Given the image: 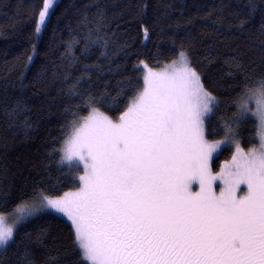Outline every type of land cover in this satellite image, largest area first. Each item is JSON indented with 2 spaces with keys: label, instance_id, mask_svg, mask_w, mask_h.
<instances>
[{
  "label": "trees",
  "instance_id": "1",
  "mask_svg": "<svg viewBox=\"0 0 264 264\" xmlns=\"http://www.w3.org/2000/svg\"><path fill=\"white\" fill-rule=\"evenodd\" d=\"M42 7L0 0V211L77 188L81 172L61 163L70 123L91 108L118 118L143 88L140 63L162 66L181 51L216 98L206 138L238 120L240 147L258 146L257 121L240 118L237 102L264 79V0H56L37 33ZM232 153L224 146L213 168ZM0 264L88 262L72 225L46 211L16 226Z\"/></svg>",
  "mask_w": 264,
  "mask_h": 264
},
{
  "label": "snow or ice",
  "instance_id": "2",
  "mask_svg": "<svg viewBox=\"0 0 264 264\" xmlns=\"http://www.w3.org/2000/svg\"><path fill=\"white\" fill-rule=\"evenodd\" d=\"M55 2L43 0L37 33ZM248 101L259 146L245 154L238 120L225 123L223 140L206 138L216 98L185 52L162 71L148 69L118 121L91 108L70 123L61 163L83 173L79 190L55 198L41 190L0 211V247L18 224L51 210L71 221L88 264H264V79L245 88L240 118ZM225 143L237 155L214 173L213 153Z\"/></svg>",
  "mask_w": 264,
  "mask_h": 264
},
{
  "label": "rangeland",
  "instance_id": "3",
  "mask_svg": "<svg viewBox=\"0 0 264 264\" xmlns=\"http://www.w3.org/2000/svg\"><path fill=\"white\" fill-rule=\"evenodd\" d=\"M41 10H42V8H41ZM40 10V11H41ZM38 22H39V15H38V19H37V24H38ZM175 60H179V56L175 59ZM174 61V60H173ZM173 61H171V62H169V63H166V64H164V65H162V66H149L148 64H146L145 62H141L140 63V68H141V71H142V78L147 74V71H148V69H151L152 71H154V72H159V71H162V70H164L165 69V66L166 65H170V64H172V62ZM145 65H147V68L145 67ZM177 67H178V65H176ZM249 102H251L252 103V109H251V112H254L255 111V109H256V105H255V101H249ZM127 110V109H126ZM125 110V111H126ZM91 111V110H90ZM90 111H89V113H90ZM100 111V110H99ZM100 112H102V111H100ZM88 113V114H89ZM102 113H104V112H102ZM87 114V115H88ZM105 115H107L106 113H104ZM86 115V116H87ZM122 115V114H121ZM108 116V115H107ZM85 117V116H84ZM109 118H111L113 121H118V119H119V117L118 118H112V117H110V116H108ZM255 117V116H254ZM255 119H256V121H257V127H258V124H259V122H258V118L257 117H255ZM257 135H258V131H257ZM224 139V137L223 138H221V139H218V140H223ZM209 140V139H208ZM218 140H209L210 142H215V141H218ZM64 144V143H63ZM229 143H225V144H222L221 145V147L215 152V153H213V158L220 152V150L224 147V146H226V145H228ZM233 145V153H232V155H231V157H229L227 160H225V161H223L220 165H219V167L217 168V169H214L213 168V166H212V163H211V166H212V170H213V172L214 173H218V172H221V171H223V170H225L226 169V167H227V164L232 160V157H233V155H237V153H236V146H235V144H232ZM258 146H259V136H258ZM257 146V147H258ZM63 147V146H62ZM241 148V147H240ZM242 149V148H241ZM244 151V153L246 154L248 151H245V150H243ZM61 154L63 155V153L61 152ZM83 173L81 172L80 173V175H82ZM79 175V176H80ZM220 182L219 181H217V184H219ZM79 187H80V185L77 187V188H75V189H72V190H69V191H66V192H76V191H78L79 190ZM242 188L244 187L243 185L241 186ZM194 190H198L197 189V186H195L194 185ZM219 192V189H217V193ZM64 194V193H63ZM63 194H61V195H58V196H62ZM58 196H52L53 198H55V197H58ZM48 212H52V213H54V214H56V215H58V216H61V217H63L64 219H66L70 224H71V221H69L68 219H67V217L66 216H64L62 213H56V212H54V211H51V210H49ZM42 213V212H41ZM5 215H7L8 213H4ZM38 214H40V213H38ZM37 214V215H38ZM11 217H9V223H11ZM72 225V224H71ZM73 228V227H72ZM74 230V229H73ZM4 247H0V250H2Z\"/></svg>",
  "mask_w": 264,
  "mask_h": 264
}]
</instances>
